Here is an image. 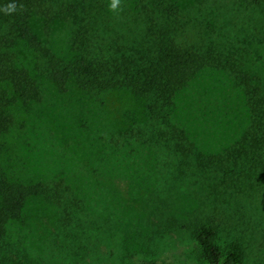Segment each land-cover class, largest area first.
<instances>
[{
    "label": "rangeland",
    "instance_id": "374dc122",
    "mask_svg": "<svg viewBox=\"0 0 264 264\" xmlns=\"http://www.w3.org/2000/svg\"><path fill=\"white\" fill-rule=\"evenodd\" d=\"M98 1L105 25L135 43L146 34L151 3L175 5L180 41L239 48L237 62L264 75V0H120L115 12L110 0ZM50 44L68 54L69 27L55 26ZM24 61L34 66L29 56ZM3 89L13 95L0 81ZM10 112L0 171L26 183L61 181L80 204L64 219L58 205L29 201L6 238L7 251L24 264H206L191 230L202 223L217 229L218 244L243 254L242 264H264V177L263 186L238 194L210 190L152 142V122L132 92L92 95L73 83L61 92L47 83L41 99L17 101ZM176 121L207 152L234 145L249 123L224 70L205 71L182 93Z\"/></svg>",
    "mask_w": 264,
    "mask_h": 264
},
{
    "label": "trees",
    "instance_id": "16d2710c",
    "mask_svg": "<svg viewBox=\"0 0 264 264\" xmlns=\"http://www.w3.org/2000/svg\"><path fill=\"white\" fill-rule=\"evenodd\" d=\"M11 0H0V7ZM17 10L0 12V81L11 88L0 91V136L13 122L10 107L17 101L29 106L41 99L43 87L53 84L65 92L71 83L92 95L127 90L141 99L152 122L151 139L165 149L182 171L198 176L217 194H238L243 187L263 186L264 177V75L254 72L236 56L230 45L188 44L175 5L160 2L148 10L143 39L127 41L125 32L105 25L98 0H15ZM151 8V9H150ZM70 29V52L58 54L50 44L55 26ZM179 40V41H178ZM33 59L30 68L24 59ZM240 58V57H239ZM241 59V58H240ZM208 70H224L237 84L248 125L237 142L221 152L202 150L191 132L176 121L179 97ZM70 187L56 183L13 180L0 171V264H24L7 251V228L21 219L32 199L58 205L62 218L71 219L79 201ZM206 264H242L238 249L218 244L217 229L200 224L191 228ZM140 264H162L145 259Z\"/></svg>",
    "mask_w": 264,
    "mask_h": 264
},
{
    "label": "clouds",
    "instance_id": "9594fccd",
    "mask_svg": "<svg viewBox=\"0 0 264 264\" xmlns=\"http://www.w3.org/2000/svg\"><path fill=\"white\" fill-rule=\"evenodd\" d=\"M120 0H110L109 10L115 12L118 10V4ZM17 10L15 0H11L6 6L0 7V12H4L5 14H11Z\"/></svg>",
    "mask_w": 264,
    "mask_h": 264
}]
</instances>
